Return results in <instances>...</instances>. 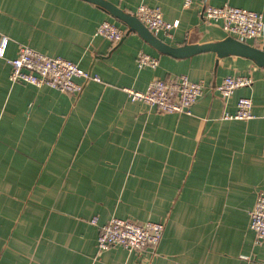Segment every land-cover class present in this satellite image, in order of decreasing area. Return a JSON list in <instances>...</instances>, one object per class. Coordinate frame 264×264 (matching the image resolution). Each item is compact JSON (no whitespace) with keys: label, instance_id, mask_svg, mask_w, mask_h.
<instances>
[{"label":"crops","instance_id":"1","mask_svg":"<svg viewBox=\"0 0 264 264\" xmlns=\"http://www.w3.org/2000/svg\"><path fill=\"white\" fill-rule=\"evenodd\" d=\"M108 1L134 15L146 3L179 20L173 36L153 32L175 47L229 36L206 21V5L264 17V0ZM106 19L123 28L121 41L96 33ZM3 37L0 264H264V241L250 227L264 192V66L213 50L164 52L90 0H0V44ZM247 42L264 47V28ZM23 43L100 80L78 77L80 93L13 83L8 59ZM142 50L159 65L139 67ZM175 74L205 83L188 112H161L126 91ZM228 75L254 82L223 98L214 88ZM242 96L252 98L253 117L223 118ZM113 216L162 221L165 230L154 246L100 250V225Z\"/></svg>","mask_w":264,"mask_h":264},{"label":"built area","instance_id":"2","mask_svg":"<svg viewBox=\"0 0 264 264\" xmlns=\"http://www.w3.org/2000/svg\"><path fill=\"white\" fill-rule=\"evenodd\" d=\"M191 0L185 1L189 6ZM135 15L154 33L162 32L173 36V30L178 27L179 20L170 22L164 19L162 9L146 3L140 4ZM204 17L208 22H216L224 31L242 41L258 37L264 28L263 13L245 7L226 3L222 6L206 5ZM96 33L113 42H119L124 36V30L110 20H103ZM8 38L3 37L0 44V57H4ZM11 66L10 80L13 83L24 82L37 86L48 85L68 93H80L83 84L78 77L100 80L99 75L84 71L75 62L62 56H53L33 48L28 44H20L17 55L8 59ZM139 67L155 68L159 59L146 51L138 54ZM254 78L251 75H228L215 85V90L223 98L230 97L237 88L251 85ZM205 83L194 81L187 74H175L168 78H154L145 90L126 87L132 99L139 100L157 107L161 112H188L204 93ZM253 101L251 97L242 96L238 99L235 112H225V119H250L253 117ZM92 223H98V217L92 218ZM250 227L256 234L258 243L264 241V192L257 195L254 207L250 211ZM165 223L162 221L139 222L129 218L113 216L100 225L98 248L108 249L120 245L129 250H139L146 246L158 244L163 236Z\"/></svg>","mask_w":264,"mask_h":264},{"label":"water","instance_id":"3","mask_svg":"<svg viewBox=\"0 0 264 264\" xmlns=\"http://www.w3.org/2000/svg\"><path fill=\"white\" fill-rule=\"evenodd\" d=\"M105 7L110 13L125 21L131 30L139 32L150 43L156 45L160 50L175 55L193 54L196 52L213 50L220 56L229 54L246 56L254 60L258 65L264 66V47L252 45L247 41H242L234 36H227L222 40L207 42L203 44H186L183 46H172L154 34L136 15L118 7V5L108 0H90Z\"/></svg>","mask_w":264,"mask_h":264}]
</instances>
